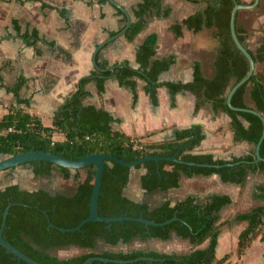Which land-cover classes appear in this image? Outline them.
Masks as SVG:
<instances>
[{"label": "trees", "instance_id": "1", "mask_svg": "<svg viewBox=\"0 0 264 264\" xmlns=\"http://www.w3.org/2000/svg\"><path fill=\"white\" fill-rule=\"evenodd\" d=\"M103 3L107 0H101ZM193 3H205L202 11L188 17L183 24L176 23L171 30L177 38L183 36V26L194 33L203 29H215L214 38L219 47L214 63L215 75L207 78L200 63L194 67V78L189 83L161 82L160 76L170 70L176 57L158 59V35H149L137 49L136 61L139 69L135 70L126 62L116 69V76L121 86L131 87L137 97V80H142L145 93L153 104L158 105V90L165 87L172 98L176 94L187 91L196 96L195 112L205 104H210L215 112L226 113L231 118V130L235 143L248 142L256 146L262 138L264 121L261 117L248 111L232 110L228 104V93L233 81L240 82L250 71L246 56L237 48L231 33V14L242 0H188ZM123 15L121 11H118ZM155 12L157 17H168L170 8H163L162 0H143L134 11L136 21L125 34L128 41H133L145 28L149 15ZM236 15V33L241 44L252 55L255 64L264 62V42L256 50H252L246 38V30L238 22ZM125 22L127 18L125 17ZM99 67L107 69V63L98 62ZM111 72L94 71L89 77L83 78L78 84L77 92L66 102L63 109L53 118L52 127L44 126L37 115L25 109L15 108L0 119V155H16L18 153L38 151L50 152L67 159L79 160L87 155L102 153L115 156L121 160L132 162L144 157H175L187 162L200 164L238 163L231 167L198 168L181 165L174 162L149 161L137 168L146 169L141 178V186L147 194L156 191H169L180 187L182 176H210L217 174L225 183L245 184L250 173H264V162H256L255 150L232 160H218L212 154H195L194 151L205 139L200 126L176 130L173 141L144 144L126 134L114 130L112 115L96 106L84 104L90 93L86 87L95 82L99 94L105 92V83ZM25 84L21 79L13 88H7L17 98V103L29 106V100L19 97V92ZM250 89L254 107L246 102ZM231 103L238 109H255L264 116V76L255 72L249 81L241 86L233 95ZM247 123L248 125H246ZM13 131H9V129ZM63 136L56 139V135ZM264 158V140L260 149ZM35 178H51L56 170L69 179L71 170L58 167L49 162L31 163ZM76 178L82 174L84 180L78 185L74 195L61 193L52 194L46 189L29 191L19 185H10L0 190V230L3 214L10 203L7 226L4 238L28 257L41 264H82L92 257H105L111 260L133 261L139 258H149L126 264H226L227 256L219 259L217 256L219 237L221 234V212L232 203L228 195H213L204 202L194 196L174 203L172 200L163 202L159 207L152 208L147 201H134L128 198L124 191L130 182L131 169L108 161L105 167L98 213L102 217L130 216L144 218L157 223H163L174 217L178 221L165 227H148L139 222H116L107 224L91 222L80 231L64 233L57 229H49V221L56 227L71 229L77 227L90 215V202L94 188L96 165L77 170ZM256 199L264 201V185H260L255 195ZM183 221L186 222L184 224ZM236 221L247 222V227L238 237L237 254L242 257L260 239L264 242V205L236 216ZM176 234L183 240H188L198 248L190 253H163L158 251L136 250L131 252H98L101 242L110 246L129 245L135 241L146 242L151 239L170 240ZM208 243L205 247H200ZM77 248L84 253L61 258L57 252ZM264 256V254H263ZM153 259V260H150ZM0 264H26L12 253L0 246ZM93 264H120L116 262L95 261ZM240 264V263H239Z\"/></svg>", "mask_w": 264, "mask_h": 264}, {"label": "crops", "instance_id": "2", "mask_svg": "<svg viewBox=\"0 0 264 264\" xmlns=\"http://www.w3.org/2000/svg\"><path fill=\"white\" fill-rule=\"evenodd\" d=\"M116 1L129 12L135 22L134 11L143 0ZM162 4L163 8L171 9L168 17H157L152 12L144 30L133 41H128L125 35L119 37L100 51L97 61L107 63L109 67H122L128 62L133 69L138 70L137 49L149 35L157 34L156 58L176 57L170 70L160 76L161 82H191L197 62L203 74L213 78L219 47V42L214 38L215 29L205 28L194 33L183 26V36L179 38L171 30L172 25L183 24L184 20L205 7L195 8V4L188 0H162ZM118 11L109 2L103 3L101 0H0V119L11 109L21 108L40 117L44 126L52 127L55 114L77 92L80 80L97 71L92 61L97 46L125 27V15H120ZM115 72L107 78L103 94H99L95 82H90L86 87L90 95L84 100L86 106L93 105L109 112L114 119V130L144 144H152L175 140L178 129L200 126L205 139L194 151L195 154H212L218 160L229 161L255 150L254 145L248 142H234L231 118L226 113L215 112L210 104H205L195 112L197 99L192 93L182 91L172 98L169 90L162 87L158 90L159 104L155 105L144 91L146 83L137 80L138 99L135 100L134 90L121 86ZM21 79H25V84L19 97L29 100V106L18 104L15 95L7 91V88L15 87ZM246 102L251 108L254 107L250 89ZM62 138V135H56V139ZM28 168L32 178H35L34 167L30 164L0 172V190L15 184L25 190H38L31 189L29 185L23 187L20 183L21 176ZM146 172L144 168L131 170L130 182L124 194L134 201H147L152 208L159 207L167 200L176 203L190 196L198 198L200 202L213 195L230 196L232 203L222 210L219 223L225 215L233 216L237 225L234 227L236 241L248 225L247 222L236 221V216L257 207L246 208L254 201L263 202L260 205H264L263 200L255 198L264 180L256 185L250 186L249 183L261 173H250L242 185L225 183L217 174L182 176L179 188L147 194L141 186V178ZM77 173L71 171L69 179L58 173L64 189L61 192L46 190L52 194L74 195L84 180L82 174L76 178ZM71 182L75 183V188L70 191ZM220 230L221 237L224 233L222 228ZM174 239L181 238L173 234L167 241L151 239L146 242L159 246ZM137 242L141 241L134 243ZM100 246L106 247L104 251L116 252L112 247L117 246L104 242ZM150 251L159 252L156 249Z\"/></svg>", "mask_w": 264, "mask_h": 264}, {"label": "water", "instance_id": "3", "mask_svg": "<svg viewBox=\"0 0 264 264\" xmlns=\"http://www.w3.org/2000/svg\"><path fill=\"white\" fill-rule=\"evenodd\" d=\"M107 1L113 7H115L116 9H118L119 11H121L125 15V17L127 18V22H126L125 27L122 29V31H120L117 35L110 37L109 39L100 43L97 46V48L95 49V52L93 54L92 61H93V65H94L95 69L98 72L114 73L116 71V69L119 68L121 65L111 66V67H108L107 69H102L98 65L97 56L100 53V51L107 44L115 41L116 39H118L121 36H124L126 34V32L128 31V29L131 27L133 21H132V18H131V15L129 14V12L123 6H121L116 0H107ZM259 2H260V0H255L254 3H252L251 5H245V4L236 5L232 11V14H231L230 25H231L232 37L234 39V42H235L237 48L248 59L249 64H250V71H249L248 75L243 80H241L240 82L233 81V83L230 87L229 93H228L227 104L232 110L248 111V112L254 113L257 116L261 117L264 121V116L261 113H259L257 110L234 108L232 103H231V99H232L233 95L235 94V92L241 86L246 84L249 81V79L256 72V64H255V61H254L252 55L241 44V42L237 36L236 25H235L236 15L240 11L251 10V9L256 8L259 5ZM263 140H264V131H263V135H262L261 140L259 141V143L256 146H254L256 156H257L256 162H264V158L261 156V153H260V149H261V145H262ZM42 161L52 163L58 167L70 169L71 171L81 170V169H84V168L91 166V165H96V167H97V171H96L95 179H94V183H93L94 188H93V193H92L91 202H90V215H89V217L87 219L83 220L77 227L71 228V229L56 227L51 221H49V229H57V230L64 232V233L78 232L86 224L91 223V222H103V223H107V224H112V223H116V222L131 221V222L143 223L148 227H151V226L165 227V226L179 220L178 217H174V218L167 220L163 223H157L154 221L144 219L142 217L136 218V217H130V216H120V217H102V216H100L98 213L99 198L101 195V188H102L104 171H105V167H106V164L108 161H112V162H115L119 165L129 167L131 170L136 169L138 166L143 165L149 161H155L157 163L163 162V161L174 162V163H178L181 165L189 166L190 168L198 167V168H216V169H220L222 167H227V166L233 167V166L238 164V163H235V164L227 163L224 165H221V164H217V165L200 164V163H195V162L184 161V160L180 159L177 155L175 157H144V158L138 159L136 161L127 162V161L121 160L115 156L108 155V154H102V153H94V154L87 155V156H85L79 160H74V159H67V158H64L62 156H57V155H54L50 152L30 151V152L18 153L16 155H4V154L0 155V172L10 170V169H15L17 167L24 166L27 164H31L34 162H42ZM12 206H13V203H10L8 205V207L6 208L4 214H3V222H2V227L0 230V246L5 248L9 253H12L18 259L24 261L26 264H41V263L33 260L32 258L28 257L27 255H25L23 252H21L15 246H13L11 243H9L8 241L5 240L4 230L7 226V218H8V215H9V212H10V209ZM182 222L184 224H186L185 221L182 220ZM148 259L149 258L143 257V258H139V259L133 260V261H124V260H111V259H108L105 257H92V258L87 259L82 264H93L95 261H101V262H105V263L116 262V263H120V264H126L129 262H136V261L148 260ZM150 260H153V259H150Z\"/></svg>", "mask_w": 264, "mask_h": 264}, {"label": "rangeland", "instance_id": "4", "mask_svg": "<svg viewBox=\"0 0 264 264\" xmlns=\"http://www.w3.org/2000/svg\"><path fill=\"white\" fill-rule=\"evenodd\" d=\"M255 0H242L243 4L251 5ZM195 4V5H194ZM195 8H204L205 3H193ZM239 24L246 30V38L249 47L252 50H256V48L264 42V0H260L259 5L251 10H243L239 12L238 18ZM218 41V40H217ZM256 72L262 76H264V62L256 65ZM29 165V164H27ZM59 170H56L54 175L51 178H32V174L28 171L25 172L23 176H21V185L24 187L25 185H29L31 189H39L45 188L55 192H61L64 189V186L61 184V181L58 179ZM264 180V173H261L258 176H255L250 180V186L256 185L260 181ZM75 186L74 182L70 184V191L73 190ZM263 202L254 201L252 205H247L246 208H250L251 206H258ZM239 208V207H238ZM223 221V222H222ZM221 221L222 232L224 233L219 239L218 246V258L221 259L224 256L228 255L226 264H264V242L257 239L252 245V249L246 251L242 257H239L237 254V245L238 241H236L234 227H236V222L233 221V216L229 217L225 215L224 219ZM237 229V228H236ZM208 243L200 247L207 246ZM105 246H100L98 251H104ZM116 252H131L136 250H159V252L163 253H177V254H186L190 253L192 250L198 248L196 245L191 244L186 240L174 239L169 242H165L163 244L155 245L149 242H137L129 245H119L117 247H112ZM85 251H78L76 249H67L57 252V254L61 258H69Z\"/></svg>", "mask_w": 264, "mask_h": 264}, {"label": "built area", "instance_id": "5", "mask_svg": "<svg viewBox=\"0 0 264 264\" xmlns=\"http://www.w3.org/2000/svg\"><path fill=\"white\" fill-rule=\"evenodd\" d=\"M9 131L11 132V131H13V129L11 128V129H9Z\"/></svg>", "mask_w": 264, "mask_h": 264}]
</instances>
